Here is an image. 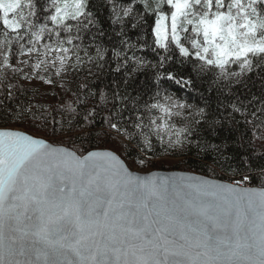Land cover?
I'll list each match as a JSON object with an SVG mask.
<instances>
[{"label": "snow or ice", "instance_id": "obj_1", "mask_svg": "<svg viewBox=\"0 0 264 264\" xmlns=\"http://www.w3.org/2000/svg\"><path fill=\"white\" fill-rule=\"evenodd\" d=\"M0 264H264V0H0Z\"/></svg>", "mask_w": 264, "mask_h": 264}, {"label": "trees", "instance_id": "obj_2", "mask_svg": "<svg viewBox=\"0 0 264 264\" xmlns=\"http://www.w3.org/2000/svg\"><path fill=\"white\" fill-rule=\"evenodd\" d=\"M193 97H198V93H193ZM190 102L196 103L198 102L196 99L191 100ZM202 103V101H200ZM217 143L219 141H216ZM230 154V153H228ZM163 155L165 157L164 162L159 163L160 156ZM167 154L158 153L156 157H153L158 161V166L153 167L155 170H163V171H188L193 172L205 177L216 179L223 173L217 168L216 175L209 171V166L212 165L211 159L205 154L201 153L197 155L193 152L191 155L185 156L183 160H180L177 157L174 160L169 161L167 158Z\"/></svg>", "mask_w": 264, "mask_h": 264}, {"label": "water", "instance_id": "obj_3", "mask_svg": "<svg viewBox=\"0 0 264 264\" xmlns=\"http://www.w3.org/2000/svg\"><path fill=\"white\" fill-rule=\"evenodd\" d=\"M152 172L159 173L162 176H172V175L179 176L180 174H185V175H195V176L205 177V176H202V175H199V174H196V173H193V172H188V171H163V170H154ZM140 174L141 175H144L146 173H140ZM206 178H209V177H206ZM209 179H213V178H209Z\"/></svg>", "mask_w": 264, "mask_h": 264}, {"label": "rangeland", "instance_id": "obj_4", "mask_svg": "<svg viewBox=\"0 0 264 264\" xmlns=\"http://www.w3.org/2000/svg\"><path fill=\"white\" fill-rule=\"evenodd\" d=\"M155 169L152 167L151 171H154ZM157 170V169H156ZM140 173H146V171H141Z\"/></svg>", "mask_w": 264, "mask_h": 264}]
</instances>
